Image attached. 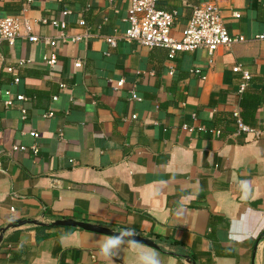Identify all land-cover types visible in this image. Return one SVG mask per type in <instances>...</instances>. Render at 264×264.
<instances>
[{
  "label": "crops",
  "instance_id": "1",
  "mask_svg": "<svg viewBox=\"0 0 264 264\" xmlns=\"http://www.w3.org/2000/svg\"><path fill=\"white\" fill-rule=\"evenodd\" d=\"M205 2L244 38L212 58L123 39L129 0H0V16L28 19L41 37L0 39V228L46 224L8 228L0 264H150L151 253L161 264H264V0L157 7L176 11L179 38ZM235 108L253 131H238ZM58 218L125 228L158 248L122 239L105 255L113 237L50 225Z\"/></svg>",
  "mask_w": 264,
  "mask_h": 264
},
{
  "label": "built area",
  "instance_id": "2",
  "mask_svg": "<svg viewBox=\"0 0 264 264\" xmlns=\"http://www.w3.org/2000/svg\"><path fill=\"white\" fill-rule=\"evenodd\" d=\"M30 1V0H28ZM158 0H129L130 6L128 8L126 21L128 27L126 28L123 39L129 42H136L142 46L152 47H164L168 49L169 56H173L179 51H191L200 47L206 48L208 54L212 58L213 54L223 46H229L233 43L243 41V36L231 35L226 26L219 7L214 2H205L196 6L188 19L185 27L181 31L179 38L174 37L171 33L175 26L176 11H167L157 7ZM70 13L69 10H64L63 14ZM236 17L239 14L235 15ZM38 23L50 25L52 27L61 28L65 27V22L57 19H47L45 17L36 20ZM81 25H85V21L80 20ZM26 37L29 41L36 42L41 37L33 34L31 22L24 18L23 20L9 17L0 16V39H5L9 43L13 44L16 38ZM258 38H264V32L257 36ZM62 41L67 40L64 35L60 36ZM80 36H75L71 40H79ZM42 40L51 47L57 44V39L43 37ZM108 42L111 46L115 45L114 38H108ZM49 64L56 62V55L53 53L46 58ZM20 65L23 61L19 62ZM80 67L81 63L78 61L75 64ZM239 70L237 66L235 68ZM8 72L16 75L14 67H7ZM245 79H249V74L243 72ZM19 78L16 76L15 81L18 82ZM123 85V80H118L116 86ZM245 87V84H241L239 91L241 92ZM18 99H22L23 96H17ZM132 98L139 99L138 96L133 93ZM10 104V101L6 102ZM51 115V113L47 114ZM232 115L237 124L239 132L253 131L252 128L247 126L242 118L239 108H235ZM187 127V126H184ZM191 130V128H189ZM37 137L38 134L32 132ZM14 149H25L23 146H15ZM35 153L38 152L37 147H33ZM11 210H13L11 208Z\"/></svg>",
  "mask_w": 264,
  "mask_h": 264
},
{
  "label": "water",
  "instance_id": "3",
  "mask_svg": "<svg viewBox=\"0 0 264 264\" xmlns=\"http://www.w3.org/2000/svg\"><path fill=\"white\" fill-rule=\"evenodd\" d=\"M24 224H34V225H40V226L46 225L45 223L38 221V220H35V219H22V220L10 222L5 227L0 228V243L2 241L4 232L8 228L21 226ZM50 225L62 226V227H71V228H80V229H83L86 231L101 233V234L111 236V237H114V236H116V234H119L120 237H122L125 240H130V241H134V242H137L140 244H144L147 246L158 248L157 244L153 240H151L150 238L134 234L125 228H120L119 230H114V229L107 227V226H102L99 224L86 222V221H79V220H75L73 218H58V219L54 220L53 222H51ZM192 264H194V263H192Z\"/></svg>",
  "mask_w": 264,
  "mask_h": 264
},
{
  "label": "clouds",
  "instance_id": "4",
  "mask_svg": "<svg viewBox=\"0 0 264 264\" xmlns=\"http://www.w3.org/2000/svg\"><path fill=\"white\" fill-rule=\"evenodd\" d=\"M127 231V230H126ZM122 237L116 234L113 238H110L103 242L101 246V251L105 255H109L114 249H116L122 243ZM145 257L150 261V264H161L158 256L155 253L144 254Z\"/></svg>",
  "mask_w": 264,
  "mask_h": 264
}]
</instances>
